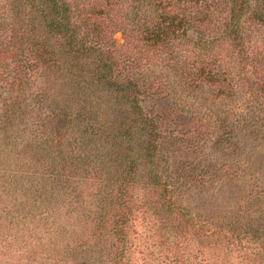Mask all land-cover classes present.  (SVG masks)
<instances>
[{
  "label": "rangeland",
  "instance_id": "1",
  "mask_svg": "<svg viewBox=\"0 0 264 264\" xmlns=\"http://www.w3.org/2000/svg\"><path fill=\"white\" fill-rule=\"evenodd\" d=\"M59 1L96 53L79 65L101 57L136 82L155 131L92 142L83 102L115 130L133 124L126 101L102 87L76 100L35 44L34 9L0 0V264H264V0ZM151 151L172 213L147 180Z\"/></svg>",
  "mask_w": 264,
  "mask_h": 264
},
{
  "label": "trees",
  "instance_id": "2",
  "mask_svg": "<svg viewBox=\"0 0 264 264\" xmlns=\"http://www.w3.org/2000/svg\"><path fill=\"white\" fill-rule=\"evenodd\" d=\"M26 1L31 8L34 9L37 18L42 20L43 27L46 31H43L45 32V37L38 39L35 44L41 50V54L45 56L44 58L50 63L54 65L56 64L61 70L62 75L67 76L70 79L71 84L75 85L78 93L76 100L79 99V91L81 92L84 89L86 92L92 87L99 89L102 87L103 89L119 93L123 100L126 101L132 115L134 116L132 125L126 127L121 123H117L115 126L116 129L114 130V128H111L108 121L101 118L99 111L101 108L86 99L77 113V115H79L77 120H87L88 122L95 124V127L91 131V136L93 137L92 142L95 143L98 141L97 143H99L102 147L105 146L104 144L109 143L122 145L124 141H132L135 137V132L133 131L134 127L141 130H149L150 133H153L155 131L154 124L152 120L143 113V109L139 103L138 87L136 82L132 80H116L113 74L112 65L101 57H98V63L93 67V70H89V72L88 70L84 71V69H82L79 65L80 60L96 55V53H94V49L92 47L84 42H81L77 38V35L69 22V11L67 6L63 3L61 4L59 0ZM236 21L233 22L234 25L228 33L229 36H233V39H237V30L235 28L237 24ZM51 36H59L66 42V44L58 50V52H56L50 44L49 40ZM159 39L160 38L157 37L156 41H159ZM87 73L94 79L93 81H85ZM80 83L82 85H80ZM74 94L77 96L75 92ZM66 118L67 114L64 113L63 120H66ZM90 141L91 139L85 138V140H83L84 146H86ZM39 145L42 146V144ZM42 148L45 151V148ZM100 156L108 167L106 158L103 157L102 154H100ZM144 158L149 169V171H147V180L154 188L159 189L162 199L166 201L167 206H162V208L166 207L163 209L166 210L167 213H172L176 207L173 205L170 197L168 196L167 184L163 179V175L156 166L157 163L153 152L151 151L145 153ZM115 162L117 164L111 167L113 169H119L123 164L122 160L119 159L115 160ZM135 174L134 165L129 163L125 176L122 175V177L124 176L123 180L126 185L134 182ZM182 214L187 216L184 212ZM258 238L264 240L263 233H261Z\"/></svg>",
  "mask_w": 264,
  "mask_h": 264
}]
</instances>
